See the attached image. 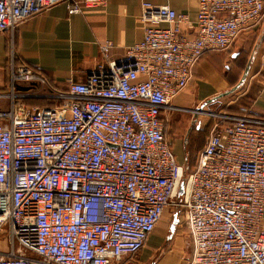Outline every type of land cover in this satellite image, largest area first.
Segmentation results:
<instances>
[{"label":"built area","instance_id":"obj_1","mask_svg":"<svg viewBox=\"0 0 264 264\" xmlns=\"http://www.w3.org/2000/svg\"><path fill=\"white\" fill-rule=\"evenodd\" d=\"M61 2L77 14L106 0H0V33ZM263 19L264 0H198L189 35L185 13L142 2V38L121 61L102 43L103 61L84 80L30 110L16 85L45 81L11 52L12 94L0 109V231L9 246L0 264H120L168 207L190 233L187 264H264V125L221 114L189 170L166 125L203 53L226 51Z\"/></svg>","mask_w":264,"mask_h":264},{"label":"crops","instance_id":"obj_2","mask_svg":"<svg viewBox=\"0 0 264 264\" xmlns=\"http://www.w3.org/2000/svg\"><path fill=\"white\" fill-rule=\"evenodd\" d=\"M145 1L185 13L190 23L184 30L189 35L193 33L198 0H106L103 6L77 14L68 13L61 2L25 19L13 32H1L0 109L9 106L12 94L11 52L15 64L29 67L44 79L42 86L46 89H65L69 82L84 80L96 64L103 61L99 47L102 43H110L108 55L112 59H123L125 47L142 38L140 14L141 4ZM19 85L13 92L18 100L28 103L29 91ZM233 94V104H225L231 111L229 115L258 120L264 125V19L250 30L242 31L226 51L204 52L193 69L192 80L179 94L175 105L199 109L214 99L206 105L222 107L223 100ZM164 212L141 253L134 256L138 255L135 264H178L175 254H167L164 248L174 241L177 230L176 225L171 235L168 226L167 234L162 236ZM157 250L159 252L153 258L152 253ZM192 252L190 245L183 257L185 264ZM134 258L120 264H133L130 261Z\"/></svg>","mask_w":264,"mask_h":264},{"label":"rangeland","instance_id":"obj_3","mask_svg":"<svg viewBox=\"0 0 264 264\" xmlns=\"http://www.w3.org/2000/svg\"><path fill=\"white\" fill-rule=\"evenodd\" d=\"M191 80L192 78L190 79V81ZM19 86L23 87L25 91H29V94L26 97L28 98V103H24V105L28 108L27 110H30L31 108L36 106L54 105L56 102L55 99L50 96L52 95L51 90L46 89L44 86H42L41 83H21ZM182 91L180 93H182ZM179 94L175 99H173L169 109L166 111L167 137L174 150V153L176 154L178 161L180 163L184 161V167L189 170L194 164L198 150L203 147L213 124L219 121V117L221 114H230L231 111L228 109V107L225 106V104H233L235 94L225 98V100H223V102L221 103L222 107H218L215 104L209 106L206 105L198 113H194L195 107L187 109L183 108L182 105H175L176 99ZM185 154H187L186 157ZM176 211L177 210L173 207H168L165 209L163 219L164 221L162 223V236L164 234H167L168 226L172 220L173 214L177 213ZM176 229V234L174 235L175 242L171 240L168 244H166V246H164V248L167 254H175L174 258L175 260L177 259L178 264H185L183 261V257H186L189 247L190 245H192L191 236L187 228L182 223L177 224ZM8 244L9 243L6 233L4 231H0V253L7 250L9 246ZM142 250L143 249H141V251ZM141 251L138 253V255L141 253ZM158 252L159 250L154 251L152 253V257L155 258ZM138 255L135 258L133 257L134 259L133 261H130V263L135 264Z\"/></svg>","mask_w":264,"mask_h":264},{"label":"water","instance_id":"obj_4","mask_svg":"<svg viewBox=\"0 0 264 264\" xmlns=\"http://www.w3.org/2000/svg\"><path fill=\"white\" fill-rule=\"evenodd\" d=\"M243 80V79H242ZM236 87H234L233 89H235ZM227 94V93H226ZM218 98V97H216ZM212 100L214 99H210L207 103L211 102ZM207 103H204L202 104V106L199 107V109H197L198 111H201L203 106H205ZM182 189H183V182L180 184V187L178 189V195H180L182 193ZM178 223V218H177V213H174L173 214V217H172V220L170 222V225H169V231H170V234L172 235L174 230H175V227Z\"/></svg>","mask_w":264,"mask_h":264},{"label":"trees","instance_id":"obj_5","mask_svg":"<svg viewBox=\"0 0 264 264\" xmlns=\"http://www.w3.org/2000/svg\"><path fill=\"white\" fill-rule=\"evenodd\" d=\"M187 156V154H185V157ZM187 161V160H186Z\"/></svg>","mask_w":264,"mask_h":264}]
</instances>
